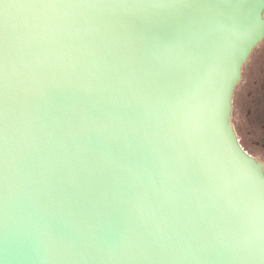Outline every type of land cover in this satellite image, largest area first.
Here are the masks:
<instances>
[{
    "label": "water",
    "instance_id": "obj_1",
    "mask_svg": "<svg viewBox=\"0 0 264 264\" xmlns=\"http://www.w3.org/2000/svg\"><path fill=\"white\" fill-rule=\"evenodd\" d=\"M52 2L0 5V264H261L264 0Z\"/></svg>",
    "mask_w": 264,
    "mask_h": 264
},
{
    "label": "snow or ice",
    "instance_id": "obj_2",
    "mask_svg": "<svg viewBox=\"0 0 264 264\" xmlns=\"http://www.w3.org/2000/svg\"><path fill=\"white\" fill-rule=\"evenodd\" d=\"M0 5H3L5 8H7V0H0ZM14 6L19 9H30L37 7H50L55 5L53 4L52 0H16ZM150 6L164 7L166 5L159 2V0H155V2L152 3ZM35 23H36L35 18L28 13H23L17 16H10L7 14V12L0 13V30L3 31L5 37L8 36L10 29L12 30L20 29L23 31H28L35 25ZM190 67H193L194 69V66L190 65ZM221 107H222V101L218 94L214 108V115L216 116L217 119L219 118ZM227 179H228V174L226 173V180ZM261 264H264V259L261 260Z\"/></svg>",
    "mask_w": 264,
    "mask_h": 264
},
{
    "label": "rangeland",
    "instance_id": "obj_3",
    "mask_svg": "<svg viewBox=\"0 0 264 264\" xmlns=\"http://www.w3.org/2000/svg\"><path fill=\"white\" fill-rule=\"evenodd\" d=\"M254 117L264 143V58L257 93Z\"/></svg>",
    "mask_w": 264,
    "mask_h": 264
},
{
    "label": "trees",
    "instance_id": "obj_4",
    "mask_svg": "<svg viewBox=\"0 0 264 264\" xmlns=\"http://www.w3.org/2000/svg\"><path fill=\"white\" fill-rule=\"evenodd\" d=\"M237 134V133H236ZM238 137V143H240V139H239V136L237 135ZM240 147L242 148V150L247 154V152L243 149V147L240 145ZM248 155V154H247Z\"/></svg>",
    "mask_w": 264,
    "mask_h": 264
}]
</instances>
